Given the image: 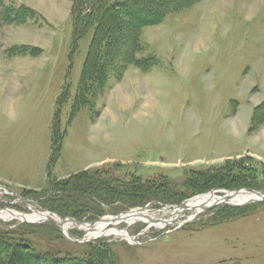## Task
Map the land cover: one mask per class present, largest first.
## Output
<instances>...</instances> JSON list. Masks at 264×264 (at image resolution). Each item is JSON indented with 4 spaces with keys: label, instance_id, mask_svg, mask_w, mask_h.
Segmentation results:
<instances>
[{
    "label": "rangeland",
    "instance_id": "obj_1",
    "mask_svg": "<svg viewBox=\"0 0 264 264\" xmlns=\"http://www.w3.org/2000/svg\"><path fill=\"white\" fill-rule=\"evenodd\" d=\"M4 1L38 18L0 23V204L20 209L0 214L38 210L60 221L73 217L54 208L88 217L103 203L99 223L146 210L96 229L68 222L62 228L74 240L61 229L65 239L50 227L28 228L35 247L55 257L84 258L103 248L98 264H264V202L205 197L219 190L257 196L231 192L249 189H237L246 177L264 182V119L255 116L264 103V0H185L165 22L141 31L146 51L138 56L157 62L148 70L112 66L99 90L92 82L83 89L97 27L75 40L72 0ZM132 25L116 26L115 49ZM14 46L36 53L12 56ZM225 164L230 172L215 175ZM245 164L257 170L243 171ZM136 176L162 191L140 187L141 197L101 199L97 180L118 187L113 177ZM84 182L89 190H78ZM211 203L219 206L205 207ZM0 223L25 222L9 216ZM85 235L101 244L82 243Z\"/></svg>",
    "mask_w": 264,
    "mask_h": 264
},
{
    "label": "trees",
    "instance_id": "obj_2",
    "mask_svg": "<svg viewBox=\"0 0 264 264\" xmlns=\"http://www.w3.org/2000/svg\"><path fill=\"white\" fill-rule=\"evenodd\" d=\"M72 2L74 3L73 26L74 34L76 35L75 40L79 41L83 39L88 34L90 29H92L93 27H97V31L92 40L83 72V89L85 88L86 83L92 82L94 86L92 90H95V87L97 88V90H99L100 87H103V84L109 78L107 70L109 71L112 66L117 65L120 68H124L128 65H132L143 70H148L149 68H151V66L157 62V58L154 55L149 54L145 57L138 56L139 53L146 51V46L142 41V29L146 26L157 25L165 22L169 16L175 14L188 5L185 0H72ZM0 8H2L3 10L0 14V23L2 21L6 24H12L15 22L19 23L20 21L27 20L29 18L33 19L34 16L38 18V15L35 11L24 5L18 6L16 4H9L4 0H0ZM127 21H132L133 25L124 33L123 47L117 50L115 49V42L118 36L116 26ZM130 31L131 34H129ZM35 49L36 48L29 46H14L10 48L9 52L12 56H26L36 53ZM260 110H264V103L263 105L255 109V116H260V119L263 120L264 111L263 113H260ZM242 168L243 171L247 169L251 171L257 170L253 165L248 164L243 165ZM213 172L214 171H212L211 173L214 175L215 173ZM215 172V175H217L227 174V172L229 173L230 171H228V166L227 164H225ZM208 173L209 172H206L205 176H207ZM214 177L212 179H215ZM221 177V179H225L223 178L225 176L221 175ZM134 178L135 179L133 181L131 180L130 182H128L127 180H125L123 182L122 180L113 177L114 182L116 181L120 184L118 187H112L111 182L113 181L103 182V180H97L98 183H104L101 191L105 193V196H102L101 199L110 203L112 197L113 200L116 201L118 199L124 200V198L126 197H141V188H145L147 190H149L148 188H153L154 190L158 191L160 190L159 187L157 188L156 186L152 185L151 182L146 184L143 183L142 185H140L138 184V182H140L139 180L141 178L137 176ZM254 178H257V176L254 175ZM244 179V181L242 180V185L237 189L249 188L255 191L264 192V182L262 180H252L249 177H246ZM86 185V182H84L80 185L81 188L78 190H89L88 185ZM107 191L112 194L111 197L108 195ZM152 194V192H149L147 195L148 197H150V195ZM47 200H49V198L46 199V201ZM60 200L62 199H57L56 201L53 199V201L55 202H60ZM91 202H94V198L92 199V197ZM96 204V208L88 213L90 214L88 217L85 215L82 216L80 214H76L74 212H65L64 210L59 208H57V210L56 208H54L53 212L62 218L73 217L79 221L85 220L87 222H95L106 212L104 211V208L102 206L103 203ZM165 204L169 203L165 202ZM6 206L19 209L16 205L13 206L9 203L0 204V208ZM8 225L12 227L9 228V226L0 223V264H34V259L42 260L45 262H51L53 260V264H66L69 261H75L77 264H80L81 262H84V264H98V253H103L104 257V254L106 253L107 255L108 252L107 249L102 248V250L98 249V251L94 255H87L84 258L77 256L70 257L63 254L57 255L55 257L54 254L52 255L47 251L44 253L39 251V249L35 247L34 243L30 239H28V235L26 234L29 232L28 228L33 229L36 227L45 226L53 228L60 234L61 238L65 239L60 229H58L55 225H30L27 223L19 225ZM100 242L96 241L85 244L95 246L96 244H101Z\"/></svg>",
    "mask_w": 264,
    "mask_h": 264
},
{
    "label": "bare ground",
    "instance_id": "obj_3",
    "mask_svg": "<svg viewBox=\"0 0 264 264\" xmlns=\"http://www.w3.org/2000/svg\"><path fill=\"white\" fill-rule=\"evenodd\" d=\"M211 196H213V194L212 195H208V196H205V197H207V199H216V198H219V197H211ZM203 198V197H202ZM263 198V196H253V195H240V196H232V197H227V198H221V200H218L219 201V204H221V203H230V202H232V201H241V200H246V199H259V200H261ZM196 199H198V197L196 198ZM206 199V200H207ZM194 200V199H193ZM205 200V201H206ZM218 203H211V204H207V206H205V207H210V206H216ZM186 207V206H185ZM184 207H182L181 206V208L180 207H175V209H183ZM143 211L145 212L146 210L145 209H135L134 211L132 210L131 212H129V213H127V214H122V215H119V216H117V217H114V218H108V219H105V221H104V219H103V221L101 220V222H99V223H96V224H94V225H92L93 227H95L94 229H96L98 226H101L103 223L104 224H106L107 223V220L109 221V219L111 220V219H113V220H115V219H117V220H124V216L126 217L127 215H129V214H132L133 215V217L132 218H134L135 216H138L139 214H141V213H143ZM9 216L11 217V219H18V220H22L23 219V217H21V215H19V214H16V213H13V214H10V215H5V214H3L2 213V215L0 214V220H5V219H9ZM47 217H48V214H36L35 213V215H32V216H27V220H29V221H37V222H46L47 221ZM128 218H130V216L128 217ZM131 218V219H132ZM57 221H59V220H57ZM61 221V220H60ZM59 221V222H60ZM136 221H143L142 219H139V220H135V221H132V222H136ZM68 223V222H67ZM67 223H65V224H67ZM69 223H75V222H69ZM125 223H131V222H125ZM65 224L63 225V226H65ZM77 224V223H76ZM79 225V224H78ZM88 225V224H87ZM108 225H111V226H116V225H112L111 223H109ZM66 226H72V225H66ZM91 226V225H90ZM65 228V227H64ZM93 229V230H94ZM63 231L65 232V233H68V230H65V229H63ZM120 235L121 236H123L124 234H122V233H120ZM124 236H126V235H124ZM128 237V236H127ZM89 240H90V238H88ZM126 239V238H125ZM128 240V239H127ZM128 241H130V240H128Z\"/></svg>",
    "mask_w": 264,
    "mask_h": 264
},
{
    "label": "water",
    "instance_id": "obj_4",
    "mask_svg": "<svg viewBox=\"0 0 264 264\" xmlns=\"http://www.w3.org/2000/svg\"><path fill=\"white\" fill-rule=\"evenodd\" d=\"M242 191H249L250 193H253V194H256V195H258V196H263V198L261 199L262 201H264V193H262V192H257V191H254V190H250V189H244V190H239V191H235V192H231V193H240V192H242ZM215 193H217V194H219V193H223L221 196H218L219 198H222V197H224V198H227L228 197V193H230V192H228V191H224V190H219V191H216V192H212L211 194H215ZM187 202L188 201H186L182 206H185L186 204H187ZM239 206H241V205H239ZM36 209V208H35ZM209 209H211V208H209ZM11 211V210H10ZM38 213H42V214H48V217H47V221L46 222H37V221H29V220H27V215H25V214H22V213H19V212H15L16 214H19V215H21V217H23V219L21 220L22 222H25V223H28V224H43V223H52V224H54V225H56L58 228H60L62 231H63V225L65 224V223H67V222H76L77 224H90V225H94V224H96V223H84V222H81V221H77L76 219H74V218H67V219H64V220H61L60 222L59 221H57V219H56V216H54V215H51L50 213H44V212H41V211H38V210H36ZM1 212V211H0ZM64 233V232H63ZM64 235L67 237V238H69V239H71V240H74L73 238H72V236L71 235H68V234H66V233H64ZM90 240L89 239H84L83 241H82V243H85V242H89Z\"/></svg>",
    "mask_w": 264,
    "mask_h": 264
}]
</instances>
